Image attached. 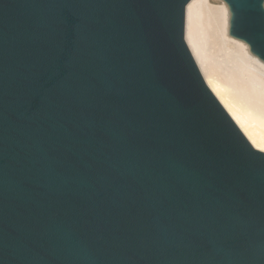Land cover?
<instances>
[{"label":"water","instance_id":"1","mask_svg":"<svg viewBox=\"0 0 264 264\" xmlns=\"http://www.w3.org/2000/svg\"><path fill=\"white\" fill-rule=\"evenodd\" d=\"M188 1L0 0V264H264V152ZM223 1L264 61V0Z\"/></svg>","mask_w":264,"mask_h":264},{"label":"bare ground","instance_id":"2","mask_svg":"<svg viewBox=\"0 0 264 264\" xmlns=\"http://www.w3.org/2000/svg\"><path fill=\"white\" fill-rule=\"evenodd\" d=\"M223 0H189L184 39L214 96L249 143L264 152V61L228 33Z\"/></svg>","mask_w":264,"mask_h":264}]
</instances>
